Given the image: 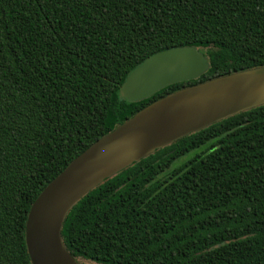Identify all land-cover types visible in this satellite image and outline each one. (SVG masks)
I'll use <instances>...</instances> for the list:
<instances>
[{
  "label": "trees",
  "instance_id": "trees-1",
  "mask_svg": "<svg viewBox=\"0 0 264 264\" xmlns=\"http://www.w3.org/2000/svg\"><path fill=\"white\" fill-rule=\"evenodd\" d=\"M210 69L149 99L127 77L174 48ZM264 67V0H0V264H32L26 224L46 187L159 99ZM95 264H264V105L158 150L69 213Z\"/></svg>",
  "mask_w": 264,
  "mask_h": 264
},
{
  "label": "water",
  "instance_id": "water-1",
  "mask_svg": "<svg viewBox=\"0 0 264 264\" xmlns=\"http://www.w3.org/2000/svg\"><path fill=\"white\" fill-rule=\"evenodd\" d=\"M209 69L208 57L196 47L163 51L130 73L120 97L141 102ZM263 105L261 67L184 88L138 112L77 157L33 204L26 224L32 264H80L62 230L72 209L106 180L184 137Z\"/></svg>",
  "mask_w": 264,
  "mask_h": 264
},
{
  "label": "rangeland",
  "instance_id": "rangeland-1",
  "mask_svg": "<svg viewBox=\"0 0 264 264\" xmlns=\"http://www.w3.org/2000/svg\"><path fill=\"white\" fill-rule=\"evenodd\" d=\"M204 53H206V50H202ZM80 264H95L93 262H90V261H86V260H79Z\"/></svg>",
  "mask_w": 264,
  "mask_h": 264
}]
</instances>
